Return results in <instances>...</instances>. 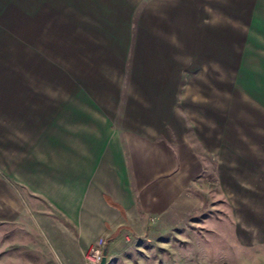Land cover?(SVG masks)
<instances>
[{
  "label": "rangeland",
  "instance_id": "374dc122",
  "mask_svg": "<svg viewBox=\"0 0 264 264\" xmlns=\"http://www.w3.org/2000/svg\"><path fill=\"white\" fill-rule=\"evenodd\" d=\"M175 1L0 0L1 131L30 111L39 131L48 119L57 126L79 82L119 100L120 113L131 68L158 64L159 42L183 53L184 85L175 106L183 142L165 134L176 165L182 155L184 177L166 208L144 209L135 194L128 208L113 202L121 223L75 255L63 226L42 232L24 201V213L0 220V264H98L102 254L103 264H264V91L240 89L242 75L225 65L235 61L226 44L237 47L230 41L238 40L237 17L217 0H190L208 9L184 19L170 9ZM201 17L214 25L203 30ZM207 34L215 39L214 58L206 59L214 73L193 74L190 38ZM176 39L188 40L184 51Z\"/></svg>",
  "mask_w": 264,
  "mask_h": 264
},
{
  "label": "crops",
  "instance_id": "0c3cea01",
  "mask_svg": "<svg viewBox=\"0 0 264 264\" xmlns=\"http://www.w3.org/2000/svg\"><path fill=\"white\" fill-rule=\"evenodd\" d=\"M174 3L170 9L183 11L184 19L189 12L190 17L197 15L195 8H207L190 0ZM216 3L230 16L235 15L241 27L238 40L230 38L236 48L223 39L221 47L226 44L235 59L223 58V64L229 66V73L234 69L242 75L240 89L264 91V0ZM201 20L205 31L214 25L207 17ZM210 39L215 40L212 34L206 39L190 38L193 46L186 64L193 74L204 68L213 72L206 60L214 58ZM181 40L188 42L176 39L180 52L184 51ZM206 41L205 46L201 44ZM154 55L158 64L143 65L141 72L131 68L133 79L120 113L119 100L88 92L86 84L79 82L73 83L79 88L77 96L64 98L57 126L54 119H48V123L53 121L51 126L39 131L30 111L14 121L13 129H0V220L24 213L26 201L31 213L37 214L40 230L47 233L62 225L64 234L68 233L63 241L69 242V249L77 255V250L121 223L113 202L128 208L135 194L144 209L155 211L174 200L183 183V158L181 155L176 165L168 147L172 143L165 134L168 128L175 133V142H183V120L175 112L184 86L183 59L179 60L183 53L179 57L171 45L159 42ZM244 77L248 86L242 83Z\"/></svg>",
  "mask_w": 264,
  "mask_h": 264
},
{
  "label": "water",
  "instance_id": "95a60500",
  "mask_svg": "<svg viewBox=\"0 0 264 264\" xmlns=\"http://www.w3.org/2000/svg\"><path fill=\"white\" fill-rule=\"evenodd\" d=\"M104 259H105L104 254H102V256L100 257V261H99L98 264H103L104 263Z\"/></svg>",
  "mask_w": 264,
  "mask_h": 264
}]
</instances>
